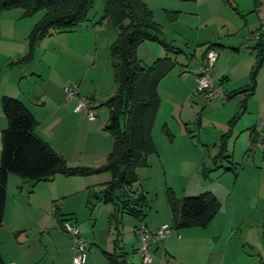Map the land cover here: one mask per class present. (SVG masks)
<instances>
[{
  "label": "rangeland",
  "instance_id": "374dc122",
  "mask_svg": "<svg viewBox=\"0 0 264 264\" xmlns=\"http://www.w3.org/2000/svg\"><path fill=\"white\" fill-rule=\"evenodd\" d=\"M143 1L152 9L153 19L161 27L162 39L173 50L166 51L156 42H144L137 49L138 58L145 65H150L160 57L156 50L147 47L153 44L162 50L161 57L167 55L175 63L159 85L160 105L156 115L157 122L151 132L152 141L161 147L159 139H165L161 127L165 125L167 131L175 137L179 131L181 134L185 133L193 147L185 144L179 134L176 138L177 144L172 150L173 154H165L158 148L162 150L160 152L164 162H158L154 154L149 155L146 164L135 169L136 181L129 189H117L115 194L124 196L129 190L130 196L134 198L145 197L146 207L143 209L146 216L142 221L147 225L162 217H167L169 222L171 213L166 197L168 188L173 191L176 199L210 192L217 198L220 206L205 229H171L173 237H177L179 232L189 230L205 232L201 237L191 235L188 241L195 246L184 247L182 252L179 249V257L192 259L194 256L197 258L199 254L203 263H207L210 257V263L215 264V254L224 251L227 245L226 258L222 264H264V145L260 140L264 139V133L257 139L249 137L254 122L264 119V61L255 77L253 95L246 99V109L243 111L239 108L237 112L236 108L239 101L243 102L246 98L245 94L236 95L233 100L223 102L225 93L243 88L249 83V75L254 66L251 47L255 41H248L247 36L258 22H264V0H227L228 3L225 0ZM103 6V0H95L88 14L90 21L85 24L89 28V38L84 35L85 28L77 29L74 33H53L46 36L41 39L44 40L41 45L36 47V56L29 64L31 67L43 69L50 65L51 73L48 74V79L56 78L59 71L63 72L67 80L76 79L71 85H77L80 97H92L91 103L97 112L96 122L98 126L102 125L101 132L108 133L106 136L111 139V134L104 130L108 122V109L104 103L115 93L108 49L116 40L118 32L108 26L106 20H100ZM234 8L238 12L233 10ZM42 14L39 11L23 17V9L19 7L0 12V86L19 81V76L13 80L11 74L4 70L1 48L15 34H21V26L36 23ZM13 41L16 42V39ZM207 43L222 46L215 48L219 63L212 69V79L219 84V80L225 77L221 85L223 97L210 102L202 93L196 92L195 76L192 72ZM42 56L43 60L40 59ZM166 120L168 126L163 124ZM82 130L91 133L95 131V127L83 124ZM227 134L224 141L228 146V160L232 162L234 169L226 171L225 168L230 167L229 162L220 159L213 163L212 158L218 152L217 146L214 149V145L218 144L219 138ZM80 157L87 159L84 160L86 164L67 165L97 169L106 161L95 148ZM98 159L101 160L100 164H97ZM196 160L201 161L202 165L197 164L194 167L192 162ZM65 178L76 180L77 184L85 183L84 185L90 188L88 207H85L83 202L80 203L79 199L82 197H78L77 190L76 198L67 201L64 209L77 211L75 216L88 247L87 264H107L103 255L97 251L96 245L111 252L109 243L114 239L116 227L114 222H109L112 207L110 203L104 204L99 199L105 182L112 178L111 174L100 172L89 176ZM31 191L36 192L34 188L31 190L29 187L25 193ZM35 198L41 201L46 196L37 194ZM54 205L60 213L62 202L56 201ZM50 213H34L39 217H33L35 219L30 221L28 230L19 238L20 251L15 252L11 247L6 252L2 250L4 256L19 262L21 255H26L32 264H71L68 260L69 241L59 231L56 230L58 234H55L57 224ZM138 221L128 213L119 217L118 230H122L125 244L133 243V231L140 223ZM4 241L6 243V240ZM196 241L202 243L199 249L196 247L199 245ZM71 242L70 239L69 244ZM157 243L159 255L164 242ZM240 252L242 257L237 259L236 254L240 255ZM168 259L172 261L167 256Z\"/></svg>",
  "mask_w": 264,
  "mask_h": 264
},
{
  "label": "trees",
  "instance_id": "16d2710c",
  "mask_svg": "<svg viewBox=\"0 0 264 264\" xmlns=\"http://www.w3.org/2000/svg\"><path fill=\"white\" fill-rule=\"evenodd\" d=\"M94 2L95 0H0V12L19 7L23 9V17L39 11L43 13L27 37V54L16 63L29 62L36 44L42 38L53 33L70 32L90 21L88 14ZM225 2L228 3L227 0ZM103 5L100 20H106L118 32L116 40L108 49L115 93L104 103L108 109V122L104 130L113 138L112 149L105 164L97 169L69 167L61 155L34 133L37 121L27 107L15 98L2 96L0 106L6 126L0 136V226L3 223L9 175L35 185L41 181H51L57 175L76 177L107 172L112 178L104 184L99 199L104 204L110 203L113 206L109 222L118 226V219L124 213L140 221L146 215L143 209L146 207L145 197L134 198L130 196L129 190L124 196H117L115 191L129 189L136 181L135 169L145 165L147 157L157 152L151 132L160 105L158 86L175 63L165 55L152 64L145 65L138 58L137 49L144 42L159 43L166 51L173 48L162 39L161 27L154 21L152 11L143 0H103ZM216 45L218 44H209L206 51ZM251 51L254 53V66L249 75V83L230 92L225 97L226 101L239 94H245L246 98L253 95L255 77L264 61V34H260ZM240 108L245 110V100ZM162 131L166 137L172 138L165 125ZM226 136L228 134L221 138L219 153L213 158L214 162L220 159L229 162L230 156L224 154ZM230 163L231 166L225 168L226 171L234 169L231 161ZM166 197L171 213V227L175 231L206 228L220 206L217 198L210 192L176 199L173 191L168 188ZM53 217L58 224L61 223L56 209ZM105 255L108 264H124L113 254ZM0 264H4L1 255Z\"/></svg>",
  "mask_w": 264,
  "mask_h": 264
},
{
  "label": "crops",
  "instance_id": "0c3cea01",
  "mask_svg": "<svg viewBox=\"0 0 264 264\" xmlns=\"http://www.w3.org/2000/svg\"><path fill=\"white\" fill-rule=\"evenodd\" d=\"M148 8L152 11V9L149 6ZM235 11L238 12L237 9ZM34 25L35 23H28L26 25L21 26L20 28L21 34H19L18 36L17 34H15L13 37L10 38L11 40L5 43L4 44L5 46L1 48V50H3L1 53V56L4 62V66H3L4 70L5 71L7 70L9 75L11 74V77L13 78V80H15L19 76L18 77L19 81H17L16 83L12 81L8 85L0 86V98L2 96H7V97L15 98L19 100L20 102H22L27 107V109L33 114L34 118L37 121V126L34 129V133L40 139L47 142L56 153L61 155L67 162L66 164H68L69 166H74V164L75 165L86 164L84 163L85 162L84 160H87V159H82L80 156L91 151L92 148L93 149L95 148L97 152L99 153V155H102L103 158L105 159L112 149L113 138L111 137V139H109V137L106 136V135H109L108 133L101 132L100 129L102 128V125L98 126L96 122L97 112H96V108L91 103L92 97L88 96L89 106L94 109L96 113V120L93 122H90L82 114L74 112L73 110L74 104H75L74 101H71L69 103L64 102V95L62 92L63 87L71 85L72 83L76 82V79L67 80L66 77L63 75V72L59 70H57L59 71V73H56L57 74L56 78L48 79L49 78L48 76L50 75L49 73H51L50 65H47L46 66L47 68L44 67L45 69L39 68V67H31L30 64L32 63V60L36 56V52H35L36 47L38 45H41V43L44 40L38 41V43L36 44L34 48L33 57L29 62L16 63L19 59L23 58L28 52L27 37ZM16 28L18 29L19 27L17 26ZM82 28H85V33H86V34L84 33L83 34L89 38L90 35L87 34L89 33V28L86 24L80 25L74 30L70 32H66V33H74L77 31V29L81 30ZM261 33L263 34V29L261 30ZM15 39H16V42L13 41ZM209 44H217V43H207L205 45V48L201 54L200 60L196 61V64L194 66V70L192 71L193 75L198 65L203 62L205 51L207 47L209 46ZM217 46L222 47L221 45L218 44L213 47V50H215ZM147 47H150V49L156 50L159 54L158 56H160L158 58L165 57V55L161 57L162 50L160 48H157L153 44H150ZM43 56L40 58L41 60H43ZM140 61L144 64V62L141 59ZM218 63L219 61H218V54H217V60L214 66L217 65ZM19 67H22V68L20 69ZM57 76L59 78H57ZM224 79L225 77H222V79L219 80L220 86L222 85L223 83L222 81ZM158 93H159V86H158ZM229 93H225V97ZM246 99L247 98L244 99L245 103H246ZM225 102H228V100L227 101L225 100ZM242 103L243 102L240 100L238 103V106H236L237 112L241 109L240 107ZM245 109H246V106H245ZM198 121L200 122V120ZM156 122L157 120L155 119L154 125H156ZM83 124H89L95 127V131L91 133L83 132L82 130ZM163 124L167 125L168 120L163 122ZM5 126H6V121H5L4 115L1 110V106H0V136ZM163 126L164 125H162L161 127V133L163 132L162 131ZM250 131H251V134L249 135L250 139L252 138L254 139V137L256 139L258 137L260 138V134L264 133V125L261 128H259V121L257 120L256 123L254 122ZM181 133L182 132L179 131V134L181 135L180 137L182 138L181 140L188 146L193 147L192 143L188 140V136L185 133L184 134H181ZM179 134L177 132L175 134L176 137L171 134L172 135L171 139H169L166 136H164L165 139L163 138V140L159 139V143L161 147H158L156 143H154L156 151H157L156 154L154 155H156V157L158 158V162H161V163L164 162L163 154L160 151L163 150L165 154H169V155L174 153V151L172 150H173V147H175L177 144L176 138L179 137ZM221 138H219L218 144L214 145V149H216L215 147L217 146V149H218L217 154L219 153V145H220ZM260 140H261V144L264 145V139L260 138ZM158 148H161L162 150L161 149L158 150ZM224 148H225L224 154L228 155L227 154V148H228L227 144H225ZM0 150H1V145H0ZM217 154H215L213 158ZM154 155H151V156H154ZM213 158H212V161H213ZM99 160L100 159H98L97 164H100L101 160L100 161ZM72 162H76V163H72ZM213 163H216V162L213 161ZM192 164L195 167L197 164L202 165V162L201 161L198 162L196 160V161H193ZM230 166H231V163H230ZM84 184L85 183L77 184L76 180L72 181L69 178H65L63 176L57 175L51 181H41L39 183H36L35 185H32L30 182H28L25 179H22L14 175H9L7 185H6V200H5V205H4L3 223L0 226V255L2 257L4 264H32L31 260L26 255L24 256L21 255V258L19 259V262H18L13 259H8L6 255L4 256V253L2 250L6 252L9 248L12 247L15 252L20 251V246L18 245H20L21 242L19 238L22 237L23 232L28 230V226L31 223L30 221H33V219H35L33 217L34 216L39 217V215L37 214L34 215V213H36L37 211L43 212L46 214L51 212L50 213L51 217L57 224V228L55 229V234H58L57 231H59V233L64 235L70 242L69 237L61 231L60 224H58V222L53 217V212L55 211L54 204L56 201H61L63 204L61 212L58 213L60 216L59 217L60 221H62L63 219L70 220L71 223L77 226L81 234L82 231L80 230L79 222L77 220V217L75 216V213L77 211L76 210L73 211V209H64V206L67 203V201H70V199L76 198L77 196L76 191L79 190L78 197H82L79 199L80 203L83 202L85 204V207H88V204H90V199L88 195L90 188ZM29 187H31V190L32 188H34L36 192L32 193L31 191L32 194L29 192L28 193L30 195L28 193L26 194L25 190H27ZM83 190H86V191H83ZM37 194H40V195L45 194L46 198L40 201V199L35 198ZM111 207L112 208H111L110 214L113 211L112 204H111ZM139 224H137L134 228V231H133L134 240L132 244H130L129 242L127 244L124 243V239L122 237V230L119 231L118 226H116L115 232H114V239H112L109 243V245L111 246V252L104 251V249L96 245L97 251L101 255H103V258L106 260L107 264H108V261L106 259L105 254L115 255L117 260L124 264H140L141 258L139 254V243H138V238L136 234V229ZM164 224L170 225L171 217L169 218V222H168L167 217H162L160 220L150 222L146 226L151 232H157L159 228ZM195 229H205V228H195ZM190 233H193V234H190ZM203 233L205 232L204 231L201 232L200 230H189L185 232H179L177 234V237H173L172 232H171V234L166 239L160 242V243L164 242V247H162V251L160 252L159 255H158L159 253L158 243L154 244L152 247L149 248V252L152 256L151 264H212L210 263V259H211L210 257H208L207 263H203L198 253H197L198 257L196 258L194 256L192 257V259L186 258V257L181 259L178 255V254H181L180 252H182L184 247L187 248L190 246H195V244L193 245L190 241H188L191 235L195 234L197 237H201L202 235H204ZM231 237H233L232 234H231ZM4 240H6V243ZM69 242H67L68 251H69L68 260H69V263H71V260L73 257V251H72V246H71L72 242L70 244ZM200 242L201 241L199 242L196 241V243L199 244V245H196L198 249L199 247H202V243L200 244ZM5 244H6V248L4 249ZM226 247L227 245L225 246L224 251H221L215 254L216 256V259L214 260L215 264H222V262L226 258ZM179 249H180V252H179ZM241 252H242V249H241ZM241 252H240V255L238 253L236 254L237 259L242 257ZM86 253H88V247H86L85 258H84L83 264H87V261L89 262L88 255ZM167 256L171 258L172 261L169 259L167 260Z\"/></svg>",
  "mask_w": 264,
  "mask_h": 264
},
{
  "label": "built area",
  "instance_id": "2783aa9c",
  "mask_svg": "<svg viewBox=\"0 0 264 264\" xmlns=\"http://www.w3.org/2000/svg\"><path fill=\"white\" fill-rule=\"evenodd\" d=\"M264 27V22H258L254 29L247 36L248 41H256L261 30ZM217 60V53L213 49L206 51L204 60L198 65L194 72L196 91L202 93L205 99L210 102L219 97H223L222 89L219 84H216L211 77V72ZM64 102L69 103L74 101V112L82 114L88 121L96 120V113L89 106V100L85 97H80L77 93V85H68L62 89ZM225 97L223 98V102ZM264 125V119H259V128ZM61 231L66 234L72 241L73 257L71 264H83L87 247L86 240L82 237L77 226L71 223L68 219H63L60 223ZM171 226L168 224L162 225L157 232H151L143 221L140 222L136 229V234L139 243V254L141 258L140 264H151L152 256L149 248L166 239L171 234Z\"/></svg>",
  "mask_w": 264,
  "mask_h": 264
}]
</instances>
